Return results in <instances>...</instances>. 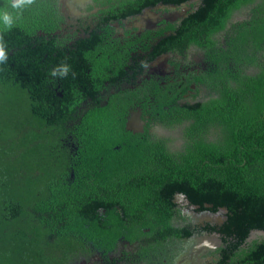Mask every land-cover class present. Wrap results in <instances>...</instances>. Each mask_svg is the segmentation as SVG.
I'll use <instances>...</instances> for the list:
<instances>
[{"label":"trees","instance_id":"trees-1","mask_svg":"<svg viewBox=\"0 0 264 264\" xmlns=\"http://www.w3.org/2000/svg\"><path fill=\"white\" fill-rule=\"evenodd\" d=\"M192 1L121 0L67 43L54 35L63 20L55 2L33 0L14 27L0 32L7 53L0 64V264H77L96 250L109 252L120 236L161 243L186 237L190 229L172 222L173 216L188 217L173 201L178 193L202 209L205 203L213 212L220 209L218 264H264V236L248 239L264 230V65L255 75L237 74L238 85L226 83L220 100L197 117L220 125L219 140L200 139L180 150L127 131L125 114L136 91L122 89L102 105L89 100L129 73L130 57L145 64L189 43L214 46L213 35L254 0ZM159 3L191 9L149 59L106 41L111 20ZM255 21L258 48L264 23ZM233 56L239 59L238 52ZM61 62L70 65L69 74L52 76ZM10 95L20 103L12 114ZM168 101L170 110L161 104L158 117L173 122L186 116V107Z\"/></svg>","mask_w":264,"mask_h":264},{"label":"flooded vegetation","instance_id":"flooded-vegetation-1","mask_svg":"<svg viewBox=\"0 0 264 264\" xmlns=\"http://www.w3.org/2000/svg\"><path fill=\"white\" fill-rule=\"evenodd\" d=\"M51 1L55 2L58 12L63 16L54 35L63 41L66 40L67 43H74L83 36L88 25L98 22L102 16L101 10H107L121 0ZM192 2L199 4V0ZM190 9V4L174 6L159 3L154 6L157 17L154 16L145 22L138 18L140 13L115 18L110 22V35L106 41L110 46L120 43L122 46L120 49L128 50L132 55L145 54L146 59H149L163 38L172 32V26L181 24ZM256 19H259L260 24L264 23V0H254L236 10L226 27L213 35L214 46L204 48L189 43L181 52L172 48L145 64L142 58L133 61L130 57L128 63L131 66L125 67L129 73L120 76L113 85H108L107 82L108 89L98 93L100 97L95 95L89 100L92 104L101 102L102 105L108 102L110 94L120 92L122 89H131L136 91L137 95L132 96L133 101L127 107L125 126L132 134H150L151 138L163 139L171 150L192 147L200 139L208 142L218 141L220 125L213 121L202 124L197 117L204 114V110L211 102L220 100L221 90L226 83L238 85L239 81L234 79L237 74L255 75L261 72L264 65V41L260 47L254 48ZM246 30H249L245 33L247 37L243 34ZM225 52L229 55H224ZM237 52L238 60L233 56ZM255 54L257 60L249 62L250 57ZM224 70L227 72V78L221 79L225 74ZM146 89L150 97L148 100L145 98ZM59 95L62 93L59 92ZM169 99H174L183 108L186 107V116L180 121L170 122L158 117L160 112L156 109L160 108L161 104L170 110L167 103ZM77 109L79 106H75L74 114L77 113ZM74 148L79 155V145H74ZM100 171L101 167L97 166L92 176L97 177V172ZM72 174L74 176V173ZM107 191L111 192L110 189ZM173 201L188 217L183 220L173 216L172 222L177 227L189 228L190 235L169 237L162 243L160 239L158 241L151 237L130 240L120 236L115 247L109 252L96 250L87 257L83 255L77 264H181L179 263L181 255L189 249L193 251V245H199L195 242L198 237L206 240L202 245L205 249L201 248V254L195 259L189 255L182 264H218L220 243L213 240L214 236L220 238V219L210 215L217 214L220 209L211 211L209 203H205V208L202 209L200 204L191 201L183 193L174 195Z\"/></svg>","mask_w":264,"mask_h":264},{"label":"clouds","instance_id":"clouds-1","mask_svg":"<svg viewBox=\"0 0 264 264\" xmlns=\"http://www.w3.org/2000/svg\"><path fill=\"white\" fill-rule=\"evenodd\" d=\"M33 0H7L3 6H0V32L10 30L21 18L23 11L29 8ZM7 59L6 48L3 41H0V64ZM70 65L61 62L51 70V75L56 77H66L70 72Z\"/></svg>","mask_w":264,"mask_h":264},{"label":"water","instance_id":"water-1","mask_svg":"<svg viewBox=\"0 0 264 264\" xmlns=\"http://www.w3.org/2000/svg\"><path fill=\"white\" fill-rule=\"evenodd\" d=\"M174 5V4H173ZM175 6V5H174ZM185 10H187V8H184ZM157 17L156 12L154 11V7H147L145 9H143V11L138 15V18H140L142 20V22H145L146 20H150V18H154ZM222 212H226V209L223 208L221 209ZM258 235H263L264 236V230H254L251 232L250 237L248 238L249 240L256 238ZM202 238L198 237L197 240H195L196 244L197 242L199 243V245H193V251L191 249H189L188 251L184 252L180 259H179V263H185V261L187 260V257H192L195 259V257L199 256V254H201L202 249H205L203 245V242H205L206 240H201ZM214 242L220 243V245L223 243L222 238L220 236V238L218 236H214ZM205 245V244H204ZM202 248V249H201Z\"/></svg>","mask_w":264,"mask_h":264},{"label":"rangeland","instance_id":"rangeland-1","mask_svg":"<svg viewBox=\"0 0 264 264\" xmlns=\"http://www.w3.org/2000/svg\"><path fill=\"white\" fill-rule=\"evenodd\" d=\"M8 104L9 106L12 108V110H10L9 114H12L13 113V110L14 111H17L19 106H20V103L17 102L16 100L13 99L12 95L9 96L8 98ZM214 217L216 219H221V214L220 212H218L217 214H211L210 217Z\"/></svg>","mask_w":264,"mask_h":264}]
</instances>
